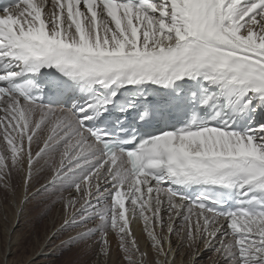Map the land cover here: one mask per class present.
<instances>
[{"label": "snow or ice", "instance_id": "obj_1", "mask_svg": "<svg viewBox=\"0 0 264 264\" xmlns=\"http://www.w3.org/2000/svg\"><path fill=\"white\" fill-rule=\"evenodd\" d=\"M257 115L264 0L0 5V185L66 201L53 236L79 229L77 256L116 264L114 234L121 264H264Z\"/></svg>", "mask_w": 264, "mask_h": 264}, {"label": "rangeland", "instance_id": "obj_2", "mask_svg": "<svg viewBox=\"0 0 264 264\" xmlns=\"http://www.w3.org/2000/svg\"><path fill=\"white\" fill-rule=\"evenodd\" d=\"M49 175L48 171H44L34 178L29 196L36 193L46 183ZM13 184H16V180H13ZM20 196L23 198V189H20ZM64 196L69 197V193L65 192ZM11 199V193L7 199L5 198L4 189L0 185V264H68L69 261L75 259H88V264H97L96 254L89 253L85 256L81 253L77 256L76 253L79 251L77 246L68 249L63 243L69 235L74 236L77 231H80L79 229L70 230L69 233L59 238L53 236L62 223L66 201L53 203L56 195H52L51 190L50 193L44 195L37 194L35 200H30L27 205L23 206L24 216L22 215L19 223L14 225L18 210L15 208V201ZM49 205H51L50 210ZM136 222L140 225V229L144 230L143 221L136 219ZM12 240L13 243H11ZM110 243L113 249L112 260L116 261V264H121L123 254H116L118 237L113 234L110 237ZM210 255L211 253H204L201 264H208Z\"/></svg>", "mask_w": 264, "mask_h": 264}, {"label": "bare ground", "instance_id": "obj_3", "mask_svg": "<svg viewBox=\"0 0 264 264\" xmlns=\"http://www.w3.org/2000/svg\"><path fill=\"white\" fill-rule=\"evenodd\" d=\"M49 174H50V172H49ZM47 182V181H46ZM67 198H68V196H67ZM12 200V199H11ZM15 203V208H16V210H18L17 212H18V215H15V216H17L16 217V220L14 219V225H17L18 223H19V221H20V219H22V217L24 216L23 214V204H17V202L15 201L14 202ZM1 206V205H0ZM14 206V205H13ZM126 206H127V203H126ZM8 207V206H7ZM25 208V207H24ZM15 210V209H14ZM13 212H15V211H13ZM17 212H15V213H17ZM23 215V216H22ZM18 218V219H17ZM18 220V221H17ZM17 221V222H16ZM143 221V220H142ZM144 223V222H143ZM12 226H13V223H12ZM131 227H132V231H133V234H134V236L136 237V239H137V241H138V243H139V245H140V247L142 248V249H150L151 248V240L147 237V234H146V232L144 231V230H141L140 229V225H138L137 224V222H136V220H133L132 221V225H131ZM143 228V227H142ZM157 231L159 232V229H157ZM13 232V231H12ZM17 232V231H16ZM52 238V237H51ZM13 239H14V237H13ZM175 239V238H174ZM10 240V239H9ZM16 240V239H15ZM52 240V239H51ZM9 242V241H8ZM11 242V241H10ZM48 242H50V241H48ZM11 243H13V240H12V242ZM12 248V247H11ZM53 248V247H52ZM52 250V249H51ZM54 250V249H53ZM15 251V250H14ZM50 251V250H49ZM55 251V250H54ZM12 252V251H11ZM177 264H179V258H178V260H177Z\"/></svg>", "mask_w": 264, "mask_h": 264}]
</instances>
